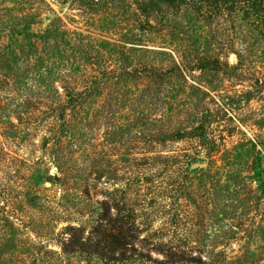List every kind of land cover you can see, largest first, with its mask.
I'll use <instances>...</instances> for the list:
<instances>
[{"label":"rangeland","instance_id":"obj_1","mask_svg":"<svg viewBox=\"0 0 264 264\" xmlns=\"http://www.w3.org/2000/svg\"><path fill=\"white\" fill-rule=\"evenodd\" d=\"M43 1L48 56L0 85V264H264V39L241 16Z\"/></svg>","mask_w":264,"mask_h":264},{"label":"trees","instance_id":"obj_2","mask_svg":"<svg viewBox=\"0 0 264 264\" xmlns=\"http://www.w3.org/2000/svg\"><path fill=\"white\" fill-rule=\"evenodd\" d=\"M37 4L32 0H18L12 7L8 6L7 2L11 0H0V85H8L4 81V70L7 69L10 72H14L16 76L23 74V72H29L33 70L31 65L26 61V56L34 61L35 54H40L43 57L48 56V45H40V40L44 37L43 34H39L32 25L37 23L42 14L41 4L43 0H39ZM22 3L21 9L16 10V6ZM164 6V8H162ZM191 8L194 10V14L198 19L205 22H213L217 17L221 16H241V20L248 23L260 37L264 39V0H140L138 1V9L142 11L146 16H150V12L153 10L155 13L164 12V9H172L179 11L182 8ZM18 8V7H17ZM28 23V25L23 22ZM39 22V21H38ZM30 48L28 50H19L21 43H29ZM66 47H69L65 43ZM34 46H40L36 48ZM59 48V43L53 46ZM23 52V53H22ZM157 79L150 80L152 86L149 87L148 95L154 92V88L158 89L164 82V73L159 71L154 72ZM142 75V74H141ZM37 82V81H36ZM64 88V102L68 105H76L78 103L84 104L87 100L84 98L83 92H77L76 88L71 91ZM65 106V107H67ZM198 130H202L198 128ZM181 131L178 132V135ZM221 254V253H220ZM185 258V255L182 256ZM184 260V259H183ZM190 263L202 264L203 261L200 257L187 258Z\"/></svg>","mask_w":264,"mask_h":264},{"label":"water","instance_id":"obj_3","mask_svg":"<svg viewBox=\"0 0 264 264\" xmlns=\"http://www.w3.org/2000/svg\"><path fill=\"white\" fill-rule=\"evenodd\" d=\"M197 166H199L198 164L197 165H194V167H197Z\"/></svg>","mask_w":264,"mask_h":264}]
</instances>
